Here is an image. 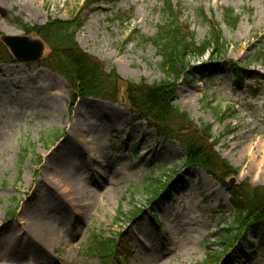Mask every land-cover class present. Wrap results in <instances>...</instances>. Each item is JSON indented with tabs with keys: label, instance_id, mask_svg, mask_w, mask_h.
<instances>
[{
	"label": "rangeland",
	"instance_id": "rangeland-1",
	"mask_svg": "<svg viewBox=\"0 0 264 264\" xmlns=\"http://www.w3.org/2000/svg\"><path fill=\"white\" fill-rule=\"evenodd\" d=\"M86 1L0 0V36L26 35L17 20L43 25L78 15L85 20L76 37L78 46L108 71L114 69L121 80L114 102L72 99L69 84L41 61L0 63V264H103L90 247L95 236L117 238L132 254L121 257L122 264H204L208 254L222 252L220 238L233 220L227 188L201 169L186 166L177 140L158 138L144 121H136L126 93L128 83L164 81L154 47L126 43L131 32L153 38L158 27L168 23L162 2L94 0L84 7ZM173 4L181 8L180 21L189 25L197 44L208 37L207 20L219 22L228 46L225 63H236L244 71L239 88L222 65L217 75L202 79L201 68L215 61L206 54L191 62L187 70L191 75L177 84L174 106L188 114L197 134L201 125H211L215 139L224 136L213 150L239 169L236 175L223 177L227 187L244 182L264 187V68L246 65L252 48L264 37V0H173ZM224 9L240 17L234 31L222 24ZM48 52L46 46L44 55ZM76 123L83 132L82 145L93 147L100 166L88 163L87 151L74 156L70 166L55 167L57 150L75 134ZM75 162L81 166L76 171ZM46 163L70 177L80 192L79 202L64 194L49 196L43 212L53 229L51 241L27 246L22 236L16 244L9 235H17L20 221L27 225L21 209L26 207L30 216L35 203L31 195L43 196L48 184L57 188ZM171 177L182 191L151 202L150 178ZM232 178L234 184H229ZM134 208L144 213L130 221ZM232 258L237 264H264L259 229L247 232L242 244L234 246Z\"/></svg>",
	"mask_w": 264,
	"mask_h": 264
},
{
	"label": "trees",
	"instance_id": "trees-1",
	"mask_svg": "<svg viewBox=\"0 0 264 264\" xmlns=\"http://www.w3.org/2000/svg\"><path fill=\"white\" fill-rule=\"evenodd\" d=\"M160 1L168 23L159 26L153 38H142L137 32H131L126 43L139 41L140 44H151L160 59L159 70L164 81L158 84L128 83L127 98L136 121H144L148 127L156 131L158 138L179 142L185 153L186 166L201 169L227 188L234 208L233 220L220 238L223 245L222 252L208 254L204 264H235L232 258L233 248L242 244L249 230L259 229L260 237L264 240V187H252L247 182L236 187H227L223 177L236 175L239 169L233 168L213 150L224 136L215 139L211 125H201L197 134L188 114L174 106V100L177 84L191 75L187 71L191 62L206 54L215 61L201 68L202 79L217 75L222 65L231 73L234 86L239 88L243 82L244 71L236 63H225L228 46L220 35L219 22L213 19L207 20L208 37L204 42L197 44L189 25L180 21L181 8L176 7L173 0ZM90 3H94V0H87L84 7H88ZM201 16L206 20L202 12ZM119 18L127 21L129 16L120 15ZM239 21L240 17L231 9L223 10L222 24L227 29L234 31ZM16 23L24 34L34 35L48 47L49 52L40 65L69 84L73 92L72 99L91 97L110 102L116 101L118 83L121 82L117 72L114 69L108 71L103 64L82 51L77 44L76 37L85 24L84 19L76 15L68 20L50 19L43 25H28L19 20ZM3 62L14 61L0 43V63ZM246 65L264 68V37L252 48ZM251 79L259 80L257 77ZM182 126H186V129H180ZM185 131H189L190 134L182 136V132ZM173 179L174 177H171L161 181L159 178H150V194L153 195L150 196V201L154 202L164 195L167 197L172 193H180L181 186L178 181L175 182L176 178ZM142 213L144 209L134 208L129 212L130 221ZM90 247L95 251L93 254L102 257L103 264H111L113 261L122 264L121 257L129 258L132 255H129L128 250L118 243L116 237L95 236Z\"/></svg>",
	"mask_w": 264,
	"mask_h": 264
},
{
	"label": "bare ground",
	"instance_id": "bare-ground-1",
	"mask_svg": "<svg viewBox=\"0 0 264 264\" xmlns=\"http://www.w3.org/2000/svg\"><path fill=\"white\" fill-rule=\"evenodd\" d=\"M72 126L75 129L74 132L75 134L73 135L71 133L69 140H67V142H65L64 144L65 146H60L58 148L57 151L59 153L57 154L56 158H54L56 161L55 167L64 168L70 166L71 164H69V162L74 156L79 155V152L84 154L87 151L89 153L88 163L89 164L91 163L92 165L100 166L101 160H99L100 158L95 156V151L93 147H90L91 149L88 150L87 147H84L82 145L83 132L78 131L77 129L80 126V123H76V125H72ZM133 136L135 135L133 134ZM45 167L48 171H51L53 175V179H55L54 184L55 186H57V188H55L53 185L48 184L45 185V193L43 196L42 195L38 196L36 194L31 195L30 200H34L35 203L33 202V205H31V207L29 208V211H31L30 216L26 215L28 212V209L26 207L21 209L22 215H25L28 218V220H26L27 225H24V223L20 221L16 227L17 235H9V238L14 243L16 240V244H17V240L22 236H25L27 238L26 240L27 246L28 243H31V245L42 246V244L49 243L51 241V235L53 229L52 226L50 225V222L47 221V218L44 216V212H43L44 203L46 202L49 196L53 194L55 195L64 194L72 197L73 202L76 203L79 202L78 200H79L80 192L76 188V186H74L71 183L70 177L66 176L64 171H56V169H54L52 165L49 163H46ZM80 167L81 166L75 162V171ZM103 167H106V165H103ZM114 174L113 176L118 175L116 172H114ZM67 177H69L68 179L70 182L69 181L67 182ZM58 191L60 193H58ZM9 260L11 262H18L14 259H9Z\"/></svg>",
	"mask_w": 264,
	"mask_h": 264
},
{
	"label": "water",
	"instance_id": "water-1",
	"mask_svg": "<svg viewBox=\"0 0 264 264\" xmlns=\"http://www.w3.org/2000/svg\"><path fill=\"white\" fill-rule=\"evenodd\" d=\"M0 43L16 62H38L45 57L46 45L39 38H30L26 35H2L0 36ZM228 183L234 184V179H230Z\"/></svg>",
	"mask_w": 264,
	"mask_h": 264
}]
</instances>
